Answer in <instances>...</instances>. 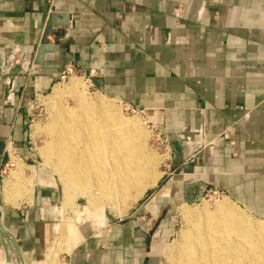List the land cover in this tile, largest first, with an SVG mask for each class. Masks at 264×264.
Returning <instances> with one entry per match:
<instances>
[{
	"label": "crops",
	"instance_id": "obj_1",
	"mask_svg": "<svg viewBox=\"0 0 264 264\" xmlns=\"http://www.w3.org/2000/svg\"><path fill=\"white\" fill-rule=\"evenodd\" d=\"M51 15L57 17L52 29L61 35L51 39L53 53L34 65ZM30 48L29 65L4 102V72ZM68 67L94 72L92 82L104 96L152 112L167 129L173 161L158 182L169 178L161 187L164 198L195 200L217 191L264 218V0H0V167L10 149H27L30 101ZM194 132L197 148L175 160L174 146ZM152 210L157 206L136 219L108 218L98 225L79 219L61 262L156 264L167 228L160 221L150 234ZM0 219L23 264L49 261L44 239L36 235L39 216ZM4 255L2 264H12Z\"/></svg>",
	"mask_w": 264,
	"mask_h": 264
},
{
	"label": "rangeland",
	"instance_id": "obj_2",
	"mask_svg": "<svg viewBox=\"0 0 264 264\" xmlns=\"http://www.w3.org/2000/svg\"><path fill=\"white\" fill-rule=\"evenodd\" d=\"M93 75L94 72L85 74L79 68L68 67L60 73L58 79L45 94L35 97L28 104L27 149L21 152L10 149L9 158L0 167V218H3L4 215L11 218L28 215L39 216L43 224H40L38 229H36V235L40 234L38 237L44 239L45 250L49 256V261L44 263L63 264L61 259L65 253L69 252L72 246V238L79 219L88 217L95 225L102 224L108 218L126 219L149 196V199L144 204V210L136 218L143 215L150 206H157V210L151 211L152 219L150 224L154 225L155 222H158L159 226L160 221H164L167 228V236L166 240H158L161 243L159 242L160 250L156 255V264H175L178 251L183 242L184 233L203 224L202 216L204 212H213L218 203H223L229 207H234L233 204H237L217 191L206 192L195 200L184 199L182 201L174 199V197L172 199L164 198L165 192L161 190V187L163 182H166L169 178L167 180L164 179L160 184L158 182L161 177H166L171 171L169 165L173 161L171 155L172 146L168 140L167 129L155 119L152 112L144 111L118 99L104 96L92 82ZM70 88H74L76 94L83 97L90 105L97 104L99 100L104 102L107 111L117 112L122 120L132 123L144 135V152L155 163L153 170L157 179L153 186L147 187L143 191L140 197L133 200L134 192L129 190L125 197V202L121 201L119 203L120 200L105 201L99 194L95 198L101 204L96 207H90L89 202L86 201L82 194L72 192L69 203L65 204L63 202L62 184L58 173L54 172L55 170L52 166L44 164L41 151L46 148L47 135L45 129L52 122L58 109L56 107L76 110L78 104L77 96L67 92ZM53 89H59L65 95L55 102L51 97ZM36 127H38V130H36ZM197 132L191 134V139L185 140L180 147L174 146V150L177 152L175 160H179L178 155L186 151V148L193 152V149L198 144L193 140V137L199 134ZM178 138L180 139V137ZM18 162L22 164L23 170H21L20 181L15 183L14 191L11 195L17 202L16 205L12 206L4 202V185H6L11 171ZM40 174L43 176L38 177ZM32 178V192L31 195L29 193L28 197H26L22 194L21 185L22 182H28ZM48 179L54 183V191L48 189V183L46 182ZM237 207L243 210L241 225H248L251 222L264 224V218L250 215L239 205ZM84 225L87 226L86 223ZM62 230L69 232L70 240L68 239L67 242H62L59 239L62 238L60 237ZM0 253L4 254L1 246ZM7 253L11 257L12 264H15L10 251H7ZM0 264H2L1 259Z\"/></svg>",
	"mask_w": 264,
	"mask_h": 264
},
{
	"label": "bare ground",
	"instance_id": "obj_3",
	"mask_svg": "<svg viewBox=\"0 0 264 264\" xmlns=\"http://www.w3.org/2000/svg\"><path fill=\"white\" fill-rule=\"evenodd\" d=\"M67 92L77 96L76 110L56 107L41 151L44 164L58 173L63 202L69 203L72 192L82 194L90 207L101 204L95 198L99 194L119 203L125 202L129 190L133 200L140 197L157 179L155 163L144 152V135L117 112L107 111L104 102L90 105L74 88ZM51 94L55 102L65 95L59 89ZM22 168L16 163L4 185L6 204L17 203L11 195ZM21 187L24 196L31 195L33 178ZM233 205L218 203L213 212L203 213V224L184 233L175 264H264V224L241 225L243 210ZM68 234L62 230L60 241L67 242Z\"/></svg>",
	"mask_w": 264,
	"mask_h": 264
},
{
	"label": "water",
	"instance_id": "obj_4",
	"mask_svg": "<svg viewBox=\"0 0 264 264\" xmlns=\"http://www.w3.org/2000/svg\"><path fill=\"white\" fill-rule=\"evenodd\" d=\"M56 15H51L48 18V21L45 25V28L43 30L42 37L39 41L38 46L36 47L34 51L33 56V64L34 65H40L41 62L45 59L46 55H50L54 51V45L51 41L55 34L61 35L59 32H54L52 29L53 22L56 19ZM25 65H29V60H21L18 57H15L11 60L9 66L6 68L4 72V86H3V101L8 102L11 101L12 98V91L14 88V82L15 79L18 77L19 72L22 70H25ZM149 199V196L144 199V201L132 211L130 215V219L136 218L137 215H139L144 210V204ZM158 222L154 225L153 229L150 231V234L153 233V231L157 228ZM0 246L3 250L4 259L5 262L11 261V257L7 253V249L9 248V251L13 257L15 264H23V260L19 251L18 244L14 238V236L11 234L9 230H7L2 222L0 221Z\"/></svg>",
	"mask_w": 264,
	"mask_h": 264
},
{
	"label": "built area",
	"instance_id": "obj_5",
	"mask_svg": "<svg viewBox=\"0 0 264 264\" xmlns=\"http://www.w3.org/2000/svg\"><path fill=\"white\" fill-rule=\"evenodd\" d=\"M32 52H33V49H31V48L24 51L23 53H24L25 59L28 58V60H31L30 56L33 54ZM7 65H8V61H5L3 63V67L5 68V67H7Z\"/></svg>",
	"mask_w": 264,
	"mask_h": 264
}]
</instances>
